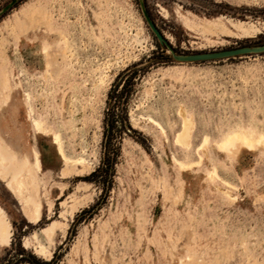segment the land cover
<instances>
[{
	"label": "rangeland",
	"instance_id": "rangeland-1",
	"mask_svg": "<svg viewBox=\"0 0 264 264\" xmlns=\"http://www.w3.org/2000/svg\"><path fill=\"white\" fill-rule=\"evenodd\" d=\"M12 1L0 0V207L11 227L0 264H30L31 255L54 264H264V146L228 156L214 143L235 128L264 133V50L188 58L264 46V0ZM240 22L257 29L241 34ZM164 55L134 79L112 185L81 213L100 197L88 174L117 73ZM183 117L188 151L174 140ZM53 133L82 165L59 157ZM205 134L206 156L180 169L176 160L195 158Z\"/></svg>",
	"mask_w": 264,
	"mask_h": 264
},
{
	"label": "bare ground",
	"instance_id": "bare-ground-1",
	"mask_svg": "<svg viewBox=\"0 0 264 264\" xmlns=\"http://www.w3.org/2000/svg\"><path fill=\"white\" fill-rule=\"evenodd\" d=\"M35 17L37 20H43L46 19V14L44 12H37L35 13ZM28 25H31L32 21L31 19L27 21ZM233 28L237 31L240 32L241 34L244 35H249L251 32H253L254 30H256L257 28L251 24V23H244V22H240V23H234L233 24ZM222 31L225 33H232L231 30H227L226 28L223 27L222 25ZM183 113V112H182ZM188 117L182 119V124L180 129L176 132L175 136H174V140L180 145L181 148H183L185 151H188L191 147V140H190V129L191 128V124L189 127V120L187 119ZM150 120L152 122H154L156 125L159 126V128L161 129V131H163V126L160 124L159 121H157L154 118L150 117ZM33 126L40 131L42 129V125L40 123V121L33 119L32 120ZM192 123V122H191ZM59 135L58 133H53V142L55 144V148L56 151L59 155V157L71 164V165H76V164H81L83 163V159L80 157H76V158H71L68 157L63 150L61 141L59 139ZM208 140V136L205 134L203 135L202 139L200 142H198L195 145L194 151L196 154V157L191 159L189 162H186L184 160H176V163L178 165V167L180 169H186L187 167H189L191 164H196L198 165L199 162L202 159V154L204 153V155L206 156V143ZM216 144V147L221 150L224 151L226 155L228 156H235V154H237V152L239 151V149L241 147L247 149V150H253L257 147H263L264 146V133H258L255 134L253 131L251 130H246V129H231L229 131H227L224 136H222L219 140H216L214 142ZM7 158V156L2 153L0 151V165L3 166V161ZM188 161V160H187ZM27 161H24L21 165L22 166H27L26 165ZM34 165L37 167V169L39 168V163H38V156L37 153L34 152ZM66 165V163H64ZM18 168L14 169L12 175H11V180L16 181V183L18 184V187L21 184V181L17 178V174H18ZM30 174L31 172L28 171ZM214 172V171H213ZM31 179L33 180V176L31 174ZM221 182L228 187V189L226 191H224L226 197H230L231 195L229 193L230 189L229 186H231L230 184L226 183L225 181L221 180ZM229 185V186H228ZM233 187V186H232ZM39 217V204L35 205L33 208V219L37 220ZM56 225V223H51L48 227L44 228V230L46 232H52L53 227ZM10 235H11V227H10V223L8 222L7 218L5 217L1 207H0V244L6 245L9 243L10 241ZM40 250H43V246H39ZM189 258V257H188ZM22 264V263H21ZM179 264H193V263H188V262H184L182 259L179 261Z\"/></svg>",
	"mask_w": 264,
	"mask_h": 264
},
{
	"label": "trees",
	"instance_id": "trees-1",
	"mask_svg": "<svg viewBox=\"0 0 264 264\" xmlns=\"http://www.w3.org/2000/svg\"><path fill=\"white\" fill-rule=\"evenodd\" d=\"M167 57V55H164V59L162 60L149 61L145 64H142V60H138L128 64L117 73L106 98L109 107L103 118L100 160L98 165L88 174V179L101 187L99 197L101 201L98 199L92 205L83 208L80 211L81 213L86 211L90 213L94 212L104 201L112 185L115 170L114 165L119 155V138L121 137L122 131L129 127L126 117V101L132 91L134 79L144 73L149 64L167 61ZM121 80L124 81L118 90V84ZM117 111L121 113L119 119H117ZM31 258L29 261L30 264H54L52 259L38 261L33 255H31ZM23 261L24 259H19L17 262Z\"/></svg>",
	"mask_w": 264,
	"mask_h": 264
},
{
	"label": "water",
	"instance_id": "water-1",
	"mask_svg": "<svg viewBox=\"0 0 264 264\" xmlns=\"http://www.w3.org/2000/svg\"><path fill=\"white\" fill-rule=\"evenodd\" d=\"M7 7H8V5L5 6L4 9H6ZM144 15H145V19L147 20L150 28L152 29V31L155 34V36L157 37V39L159 41H161V42L166 43L165 37L155 27V25L152 23V21L150 20V18L146 14V12L144 13ZM256 50L257 51L258 50H264V46H260V47H247L246 46V47H237V48H231V49H224V50H219V51H214V52H209V53H198V54H194V55L188 56V58H193V59L221 58V57H228V56H233V55L253 52V51H256Z\"/></svg>",
	"mask_w": 264,
	"mask_h": 264
}]
</instances>
